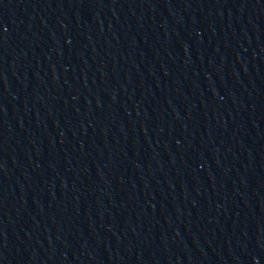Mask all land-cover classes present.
Masks as SVG:
<instances>
[{
    "label": "water",
    "instance_id": "obj_1",
    "mask_svg": "<svg viewBox=\"0 0 264 264\" xmlns=\"http://www.w3.org/2000/svg\"><path fill=\"white\" fill-rule=\"evenodd\" d=\"M0 264H264V0H0Z\"/></svg>",
    "mask_w": 264,
    "mask_h": 264
}]
</instances>
